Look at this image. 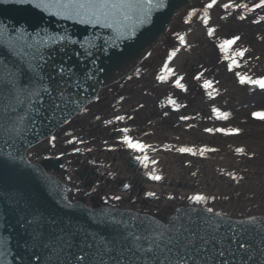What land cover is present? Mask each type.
I'll return each instance as SVG.
<instances>
[{"label":"snow or ice","instance_id":"6c2138e0","mask_svg":"<svg viewBox=\"0 0 264 264\" xmlns=\"http://www.w3.org/2000/svg\"><path fill=\"white\" fill-rule=\"evenodd\" d=\"M18 5H31L34 9H39L42 13H47L53 17H60L64 20L75 21L77 24L90 25L101 29H109L113 33L110 38L104 39L105 46H116L117 41L131 39L141 25L147 24L153 10L165 6V0H14ZM219 6L224 9L226 15L220 19H227L233 13L234 18L244 21L248 14L256 13L258 10L264 12V0H258L249 5L247 2L238 3L236 0H228L225 3H218V0H208L201 9L192 8L187 12L184 19L185 24L193 22L198 18L206 27V34L212 37L216 29L209 26L211 21V10ZM202 13V14H201ZM264 22V16L260 19H252V23L259 24ZM18 35L9 37L7 47L10 51L7 56L22 55L27 63V69L21 70L15 64L8 67L6 61L0 62L7 69L6 72H0V105L4 112L10 117L27 106L36 115L45 111H64L70 105L76 103L73 96H79L84 91L86 85L74 74L73 69L65 60H56V52H65L68 45H79L89 56L92 49L97 47L96 40L100 37L95 34L92 37L84 36L82 40L72 39L67 33H48L46 30L35 34L24 30L13 29ZM6 29L0 25V37L4 36ZM181 45H185V37L179 36ZM241 41L239 35H233L230 39L223 40L218 47L222 52L228 53L233 46L236 49L232 54L226 55L228 61L227 71L232 72L240 85L254 86L264 90V73L250 74L248 71L240 72L236 69L241 68L243 61L245 65L248 60L244 59L250 50L238 44ZM180 49H173L167 54V59L163 63L162 72L155 75V80L172 86L181 91H187L183 76L177 73L169 66ZM77 54H81L77 52ZM258 61L260 58L255 57ZM95 61H93L94 63ZM94 73L89 71L85 75L86 80L92 79ZM27 79H23V77ZM196 80L203 78V73L193 77ZM203 88L212 89V81L203 80ZM75 88L78 91L72 92ZM213 89L207 94L210 99L213 98ZM95 100L100 97L96 96ZM121 100L123 97L120 98ZM169 103L179 109L181 105L173 99ZM47 105V109L45 108ZM142 108L143 105H140ZM87 112V109H81ZM212 114L217 120L227 121L229 113L222 112L219 108L213 106ZM168 115L167 112L164 113ZM253 118L264 120V111H255L251 113ZM25 116H17L11 121V126L7 130L9 133H15L17 136L23 133ZM100 119L99 116L96 117ZM125 116L115 115V121H124ZM131 120L133 117L128 116ZM181 121L190 119L187 115L179 117ZM30 123L35 120L29 118ZM67 123V119L64 121ZM106 125L113 124V120H105ZM0 128H4L0 122ZM119 136V143L134 155L144 168L149 167V163H157L155 160L149 161L147 155H143L150 148L139 139L131 135L133 129L129 127L114 128ZM206 133H223L225 135H239L242 132L240 128L206 127L203 130ZM147 135V133H145ZM56 137L51 136L49 142L53 143ZM179 139V138H177ZM73 143V140H68ZM83 142V141H80ZM166 148L172 146H165ZM154 150V149H153ZM79 151V149H75ZM175 151L180 154L201 155L205 152L216 151L212 148H203L199 152L191 147H176ZM235 152L245 155L252 159L256 153H247L243 147H238ZM154 171V170H153ZM111 174V173H109ZM196 176V173H191ZM149 178L154 181L162 179L161 176L148 173ZM230 179L236 180L237 177L228 173ZM70 179V177H69ZM239 179H243L240 177ZM125 188L129 185L125 184ZM95 189H93L94 191ZM147 196H155L154 192H147ZM119 195L109 196L104 200L107 205L109 201H120ZM169 200L174 199L168 196ZM190 205V211L183 216H173L162 222L156 218L140 216L138 214L123 213L116 209L115 205L106 208L101 212H94L92 215L96 218L94 222L98 226L109 229L108 235L84 232L83 238L79 244L76 243V237L80 236V229H71L67 232L61 229L62 235H57L55 241L46 243L43 237H39V242L56 255L57 264H257V256L264 257V223L257 227V219L254 216L246 220L235 221L236 226H229L226 231H222L224 225L221 220L222 213L215 212L213 207L198 209L195 205H204L209 201V197L204 194H194L184 197ZM91 211V210H90ZM180 212V209L176 210ZM205 213L210 215H205ZM251 225L241 227L242 225ZM255 231L260 237L261 244L254 247L249 239L248 233ZM76 248L77 251H71ZM2 255V253H0ZM66 257L61 260V257ZM70 257V259H68Z\"/></svg>","mask_w":264,"mask_h":264},{"label":"bare ground","instance_id":"6f19581e","mask_svg":"<svg viewBox=\"0 0 264 264\" xmlns=\"http://www.w3.org/2000/svg\"><path fill=\"white\" fill-rule=\"evenodd\" d=\"M206 1L189 0L184 6V12L192 8L201 9ZM220 1L218 0V3H223L225 0ZM236 2H247L251 5L253 2H258V0H236ZM224 12L225 10L218 5L211 10L209 26L216 29L212 37L207 36L206 27L198 18H194L193 22L185 25L182 20L178 19V15H181L179 13L171 20L169 28L160 36L159 42L153 46V49L156 47V51L160 45L164 51L169 49L166 54L174 48L180 49L177 56L172 61H169V66L177 75L184 77L183 83H185L187 91L176 89L171 83L162 84L155 80L152 82L155 91L152 92L150 89L151 85H149L151 83L148 81L147 73L144 72V75L141 74V80L138 82L140 84L139 90L136 91L135 86L134 88H127L124 92V95L126 93L124 98L127 101V106H130L128 102L130 98L143 95V97L149 98L153 109L159 110L162 113L167 112L169 116V114H175L177 111L169 103V100L173 99L187 111L185 115L190 117L187 121H181L178 117L174 116L175 122H171L173 126L169 124L170 127H173L170 132L175 131L173 136H170L168 132H162V129L157 127L158 131H156V135L160 137L159 139H143L145 144L150 146L143 155H147L149 161L156 158V169H158L159 173H155L156 170L153 171V169H150V166L147 169H142L139 165H135L126 169L123 158L127 154H125L124 150L116 151L120 154L114 155L115 164L113 167L121 175L124 174L126 176L124 179H129L133 185L143 190L154 192L156 198H164L163 196L165 195L162 194L166 192L173 193L174 199L171 201L172 204H189L184 197L199 193L207 195L209 201L204 205L198 206L205 208L209 206L213 207L215 212H220L223 215L262 214L264 213V124H261L260 119L253 118L251 113L257 111L258 103L264 105V90L254 86L240 85L234 74L227 71L228 61L225 59V56L232 54L237 46L234 45L233 49L225 53L220 50L218 45L223 40L230 39L233 35H239L241 41L238 44L248 48L250 54H246L244 58L248 60V64L245 65L243 61H240L242 67L236 69V71L243 73L248 71L250 67V74L264 73V22L259 24L252 23V19H260L261 16H264V12L258 10L256 13L248 14V18L244 21L235 19V13H233L231 15L232 18H229L230 22L226 21V19H220L221 16H224ZM196 21H199V23H195ZM173 27L176 32L175 35H172ZM181 35L185 37V45H181L179 42L178 37ZM255 57H259L260 59L257 61ZM136 71L137 68L124 76L121 81L128 79V76L132 77ZM161 72V70H158V72L156 70V74ZM199 73H203V78L198 81L193 77ZM204 79L212 81V89L202 87ZM241 88H243V91L239 90ZM213 89H215L213 91V98L210 99L207 93ZM146 90L149 91L146 93ZM227 97H232V99L227 100ZM105 106L107 105L102 107L97 106V110L103 109L109 111L113 108ZM127 106H125V109L129 108ZM213 106L219 108L222 112H228L230 114L229 119L227 121L217 120L211 112ZM130 107L129 110L134 106ZM245 111L248 113V116L245 114ZM161 119L163 121L169 120L164 115H160V117L156 116V122H154L156 124H148V126L155 128L157 125H161L159 122ZM148 126H143L142 130L138 132L143 135H140V138L147 137L145 135L146 132L143 131ZM206 127L240 128L242 132L239 135L210 134L203 131ZM105 134L109 136V131L106 130ZM114 134H116L115 131ZM117 137L119 136L114 137V139ZM39 146L41 144L37 146V149ZM165 146L172 147L166 148ZM181 146L191 147L197 152L205 147L216 149V151L205 152L203 156L199 154L193 156L176 152L175 148ZM238 147H243L247 153L254 152L256 155L252 159H248L247 156L235 152V149ZM46 149V146L42 148L43 153L46 152ZM30 151L31 155H39L38 157L41 158L42 154H40L39 150L32 148ZM138 155L140 154L138 153ZM32 159L36 158L32 157ZM178 160L180 161L179 163ZM149 164L152 165V163ZM105 166L100 165L99 171L101 172V170L103 171L104 168H107ZM70 168L66 167V171H70ZM89 171L93 172L90 169ZM70 172L69 177L71 182L81 186V182L79 183L73 176V171L71 170ZM193 172L196 173V176L191 174ZM146 173L162 177L161 180L157 181L156 187L142 182L140 176ZM228 173H232L237 179H230ZM86 175L88 176L90 173L87 172ZM240 177H243V179H239ZM176 183L179 185L181 183V185L189 183L191 187L185 190L186 188L179 189L181 187L177 185L174 188L173 184L175 185ZM94 188L96 190L92 194H95L99 201H104L103 198L105 196L98 193L101 188L96 186ZM124 192L120 190V193H122L121 197H123L122 200L124 201L123 205L132 206L133 199ZM80 194L85 198L86 194L88 195L89 193L86 190H81ZM224 196L227 197L228 203L222 202ZM158 201L156 200V202ZM163 201L166 202L167 200ZM156 204L153 203L152 205ZM133 207L136 206L133 205Z\"/></svg>","mask_w":264,"mask_h":264},{"label":"water","instance_id":"95a60500","mask_svg":"<svg viewBox=\"0 0 264 264\" xmlns=\"http://www.w3.org/2000/svg\"><path fill=\"white\" fill-rule=\"evenodd\" d=\"M186 1L165 0V6L153 10L149 22L138 27L131 39L117 41L116 46H105L104 39L113 35L109 29L94 28L53 17L42 13L39 9H34L31 5L15 4L14 0H0V25L6 29L5 35L0 37V62L6 61L9 68L15 64L22 71L27 69V63L22 55H6L10 51L7 47L9 37L18 35L13 29L32 34L42 30L50 34L67 33L76 40H82L84 36L92 37L94 34L100 37L96 40L97 47L92 49L91 56L78 44L68 45L65 52L54 54L57 61H67L74 74L86 85L78 97L73 96L76 103L70 105L68 109L58 110L55 113L49 110L36 115L25 105L16 116L10 117L0 105V122L4 125V128H0V253H2L0 264H57L56 255L39 242V237L42 236L46 243H52L57 235L63 234L61 229L65 232L80 229L81 234L76 237L77 245L83 238L84 232L109 234V229L94 222L96 218L92 213L104 211L110 206H99L94 198L92 201L95 207H87L79 201L71 202L66 194V186L44 171V167L58 169L61 165L59 159L47 158L44 167L30 163L25 157V148L78 110L95 94L100 85L109 83L128 72L160 37L169 20ZM6 71L7 69L0 63V72ZM89 71L94 75L92 79L86 80L85 75ZM77 91L75 88L72 89L73 93ZM45 108L47 109V105ZM25 111L28 112V116H25L23 133L19 136L9 133L7 129L10 128L11 121L17 116H24ZM29 118L34 119L35 123H30ZM176 205L193 206L173 204ZM116 209L123 213L131 212L154 218L131 209ZM180 210L183 213L180 211L172 214L168 219L173 216H183L190 211V209ZM205 215L210 214L205 213ZM216 219L221 220L224 225L222 231H226L230 225L236 226L235 221H238L223 217ZM241 227L251 228V225L245 224ZM248 236L254 247L260 246V237L255 231L249 232ZM71 251L75 252L77 249L73 248ZM65 258L62 256L61 260ZM256 259L257 264H264V257L257 256Z\"/></svg>","mask_w":264,"mask_h":264},{"label":"rangeland","instance_id":"374dc122","mask_svg":"<svg viewBox=\"0 0 264 264\" xmlns=\"http://www.w3.org/2000/svg\"><path fill=\"white\" fill-rule=\"evenodd\" d=\"M222 1V0H221ZM220 1V2H221ZM228 2V0H225L223 3ZM189 10H186L183 12L180 16H178L180 20L184 22V19L187 16V12ZM223 15H226V12L223 13ZM229 16L226 21H229ZM232 18V17H231ZM230 22V21H229ZM195 23H199V21H196ZM185 24V23H184ZM187 25V24H185ZM191 26V25H190ZM198 26V25H197ZM174 29V27H173ZM172 29V35H175V29ZM251 35V34H250ZM202 39V37H201ZM169 49H166L164 51L163 48L160 47L156 51L155 49H151L150 52L144 57L141 64H139L137 67V71L134 73L132 77L128 76V79L126 80H118L117 82L109 85V87H105L100 91L99 100H95L94 102L88 103V105L85 107L87 109V112H80L76 117H74L67 125L64 127L57 129L55 131V134L52 136H55L56 139L53 142L55 144V147L52 146V143L49 142L50 138L48 140H45L41 143V146L35 147V150H39L40 154H55L57 153L61 159L65 167H71L70 169L73 171V176L77 179V181L80 183L84 182L87 179L89 180V184L86 185H75L77 188H88L86 191L91 194L93 192L94 187H100L98 193L100 195H104V199L109 196L113 195H119L122 196V193H120L119 185L117 181L122 182L126 176L121 175L116 169L113 167L114 163V155L120 154L117 153V150H124L125 154L127 156H124L123 162L125 164V168L128 169V167L138 166L142 169H146L143 166L140 165V163L137 161L128 164V159L133 158L134 159V153H131L128 149L124 148L119 143V137L114 139V137L118 136L117 133H113V129L120 128V127H129L130 129H133L131 135H133L135 138L138 139V137L143 136L142 134L138 133L140 130H142L143 126H148V124H156V116L160 117V115H164L165 112H161L159 110L153 109L152 103L149 101V98L143 97V95L137 97L133 96V98H130L128 100L130 106H134L132 109L130 106H127V101L124 98V92L127 90V88L132 87L134 88L136 86V91L139 90V81L141 80V74L144 75V72L147 73L148 81L151 83L149 85L152 92L155 91V87L152 84L153 81H155V75L156 70L158 72V69L161 68L164 61L167 58V52ZM166 56V57H165ZM159 63V64H158ZM158 64V65H157ZM151 80V81H150ZM136 83V85H134ZM240 91H243V88L239 89ZM144 91V90H143ZM149 90H146L147 93ZM239 91V92H240ZM144 92V93H145ZM142 93V91H141ZM123 97L121 100L120 98ZM227 100L232 99V97H227ZM151 100V99H150ZM228 102V101H227ZM98 104V105H97ZM105 107L111 106V110L105 111L103 109L97 110V106H104ZM140 105H143L141 108ZM125 106L129 107L128 109H125ZM84 108V109H85ZM104 108V107H103ZM257 108L264 109V106L261 103L257 104ZM102 110V111H101ZM181 113V114H178ZM185 115L187 114V111L181 107V109H178L175 114L172 113L167 115L169 120L163 121L162 119L159 120L161 125H157L155 128L148 126L145 128L143 132L147 133L146 138L142 139H150L151 138H160L157 137L156 131H158L157 127H160L162 129V132H168L170 136H173L175 134V131L170 132L173 127H170L174 121V118L178 117L177 115ZM245 114L248 116V113L245 111ZM115 115H122L125 116L126 119L124 121H115L114 117ZM99 116L100 119L97 120L96 117ZM128 116L133 117V119L129 120L127 119ZM165 116V115H164ZM175 116V117H174ZM105 120H113V124L106 125L104 123ZM130 121V122H129ZM132 122V124H130ZM172 122V123H171ZM261 124H264V121H261ZM158 124V123H157ZM170 124V125H169ZM173 126V125H172ZM109 131V136L105 134L106 130ZM159 128V129H160ZM137 129H139L137 131ZM164 130V131H163ZM136 134V135H135ZM116 135V136H114ZM168 135V136H169ZM114 136V137H112ZM112 137V138H111ZM142 139H139L140 141ZM68 140H73V143H68ZM83 141V142H80ZM156 143V142H155ZM46 146V152L43 153L42 148ZM75 149H79V151H75ZM39 154V153H38ZM137 155V154H136ZM33 158H39V155H30ZM179 159V158H178ZM156 161V158L154 159ZM69 162V163H66ZM180 161L178 160V163ZM100 165H106L104 170L101 172L99 171ZM90 169L93 172H90V175L87 177L84 176L83 178H79L77 176V172L81 171L83 168ZM150 169H156V163L153 165H150ZM70 170V171H71ZM158 170V169H157ZM69 171V170H68ZM67 172L68 176H70V171ZM117 172V173H116ZM98 173V175H96ZM111 173V174H109ZM222 174V172H221ZM96 175V176H95ZM145 177V176H144ZM142 178V182L148 183L151 186L156 187L157 181L151 180L150 178ZM149 177V176H148ZM226 177V176H225ZM229 177V176H228ZM129 180V179H128ZM182 184V183H181ZM179 184H173V187L180 186L182 188H186L185 190L189 189L191 185L189 183H185L184 185ZM131 189L126 190L124 192L127 194L131 199H133V205L137 206L139 209L150 211L151 213L157 214L160 217H165V214L170 212L173 208V204L168 199V196H173V193H163L162 195L164 198L155 196L152 197H146L143 193V189L140 190L138 186L131 185ZM166 187V185H165ZM96 190V189H95ZM145 191V190H144ZM146 192H149V190H146ZM123 193V194H124ZM108 194H110L108 196ZM156 200H159L156 202ZM163 200H167L164 202ZM169 201V202H168ZM228 203V199L226 196L222 199V202ZM124 201L121 199L120 201H114V204L123 205ZM156 205H152V204ZM163 204V205H161Z\"/></svg>","mask_w":264,"mask_h":264}]
</instances>
